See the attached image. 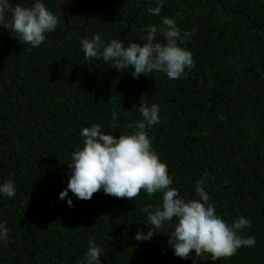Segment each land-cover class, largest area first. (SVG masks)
Returning <instances> with one entry per match:
<instances>
[{
  "label": "trees",
  "instance_id": "trees-1",
  "mask_svg": "<svg viewBox=\"0 0 264 264\" xmlns=\"http://www.w3.org/2000/svg\"><path fill=\"white\" fill-rule=\"evenodd\" d=\"M14 1L26 8L37 2ZM61 1L69 31L54 41L64 28ZM39 2L60 17L39 47L0 27V185L11 180L16 192L0 194V224L9 229L0 264H86L90 240L102 249L100 264H264V0ZM159 4V15L149 12ZM165 17L175 20L179 46L195 61L179 79L163 72L134 78V69L117 71L83 54L82 41L97 34L105 45H142L149 25L163 44ZM141 104L160 109V122L146 131L171 187L186 202L199 200L195 187L203 178L219 217L229 226L250 221L237 234L254 236V246L217 261L194 252L181 259L168 244L175 218L162 233L136 240L151 227L142 209L162 206V193L142 191L132 201L101 190L85 201L69 191L59 199L72 154L83 147L81 130L98 124L117 138L131 134L126 126L143 119Z\"/></svg>",
  "mask_w": 264,
  "mask_h": 264
},
{
  "label": "clouds",
  "instance_id": "clouds-1",
  "mask_svg": "<svg viewBox=\"0 0 264 264\" xmlns=\"http://www.w3.org/2000/svg\"><path fill=\"white\" fill-rule=\"evenodd\" d=\"M162 7L159 4L148 10L153 15H159ZM9 11L10 20L5 16ZM59 22L60 17L47 10L39 0L30 8L19 4L13 7L9 0H0V27L14 31L21 44L39 47L46 39L45 34L54 32ZM162 24L163 44L154 42L157 27L149 25L142 45L130 43L125 47L118 39L105 45L97 34L91 40L82 41L83 54L86 59L102 58L105 62L110 61L117 71L134 69L131 73L134 78L163 72L170 80L179 79L185 74V69L195 66V61L190 51L179 46L178 42H182V38L175 20L165 17ZM193 34L185 32L183 36L187 38ZM138 111L143 119L126 126L134 129L131 134L119 135L117 138L102 133L98 124L81 130L83 147L72 154V163L68 165L70 176L67 188L60 192L59 199H65L69 191L77 199L85 201L101 190L117 199L132 201L142 191L149 197L162 193V206L153 208L148 205L142 209L151 227L146 235L138 232L134 237L136 240H149L154 234L162 233L164 225L173 224L175 218L174 231L168 244L174 255L181 259H188L190 253L194 252L195 258L208 254L212 261H217L231 258L241 247L254 246V236L244 238L237 234L239 230L250 227V221L240 217L229 226L219 217L214 204L209 203L210 197L205 191L203 178L196 182L195 187L199 200L186 202L179 197L178 190L171 187L173 179L168 174V167L152 150L146 131L160 122V109L156 104L150 107L141 104ZM117 116L113 112V128L118 127ZM0 194L14 197V183L5 181L0 185ZM67 204L72 206L71 199L67 200ZM8 235L9 229L0 224V241L7 242ZM101 255L102 249L90 240L86 264H100Z\"/></svg>",
  "mask_w": 264,
  "mask_h": 264
},
{
  "label": "water",
  "instance_id": "water-1",
  "mask_svg": "<svg viewBox=\"0 0 264 264\" xmlns=\"http://www.w3.org/2000/svg\"><path fill=\"white\" fill-rule=\"evenodd\" d=\"M9 2H11L14 5L17 4L14 0H9ZM60 7H61L62 17H63V21H64V28H63V32L60 35L51 37V39L54 40V41H56V40L64 37L65 34L69 31V27H68V24L66 22V17H65V13H64V10L66 8V3H64L63 1H61L60 2Z\"/></svg>",
  "mask_w": 264,
  "mask_h": 264
}]
</instances>
